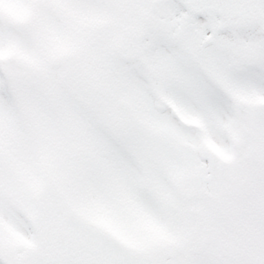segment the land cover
Returning a JSON list of instances; mask_svg holds the SVG:
<instances>
[{
	"label": "snow or ice",
	"instance_id": "6c2138e0",
	"mask_svg": "<svg viewBox=\"0 0 264 264\" xmlns=\"http://www.w3.org/2000/svg\"><path fill=\"white\" fill-rule=\"evenodd\" d=\"M0 264H264V0H0Z\"/></svg>",
	"mask_w": 264,
	"mask_h": 264
}]
</instances>
